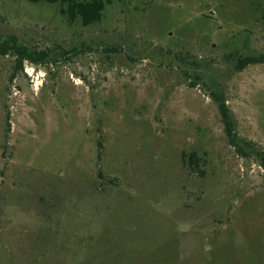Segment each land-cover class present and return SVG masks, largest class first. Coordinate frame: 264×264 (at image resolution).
I'll return each mask as SVG.
<instances>
[{
    "label": "rangeland",
    "instance_id": "374dc122",
    "mask_svg": "<svg viewBox=\"0 0 264 264\" xmlns=\"http://www.w3.org/2000/svg\"><path fill=\"white\" fill-rule=\"evenodd\" d=\"M9 38L0 264H264V0H0Z\"/></svg>",
    "mask_w": 264,
    "mask_h": 264
},
{
    "label": "trees",
    "instance_id": "16d2710c",
    "mask_svg": "<svg viewBox=\"0 0 264 264\" xmlns=\"http://www.w3.org/2000/svg\"><path fill=\"white\" fill-rule=\"evenodd\" d=\"M31 4H38L45 2L46 4H59L60 14L66 19L68 24L79 22L83 27H88L92 24L99 23L102 20L103 12L106 6L111 5L114 0H26ZM16 53L18 59L16 63L21 66L23 60H28L33 63H43L45 61L44 55L40 53H30L24 51L23 48L18 47L14 39L0 40V54L6 55L8 53ZM41 56V57H40ZM264 63V56L246 57L238 61V69L242 70L249 65H257ZM221 112L227 132L230 134L231 125L228 120L227 109L222 104ZM261 165L264 167V156H261ZM182 162L188 164L192 173L200 172V159L195 152L189 155L182 156ZM202 173V171H201Z\"/></svg>",
    "mask_w": 264,
    "mask_h": 264
}]
</instances>
